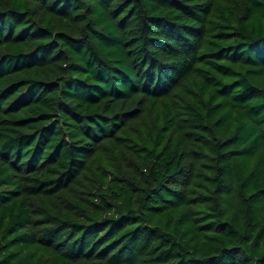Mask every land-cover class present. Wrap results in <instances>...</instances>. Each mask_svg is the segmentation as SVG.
Masks as SVG:
<instances>
[{
  "label": "trees",
  "instance_id": "1",
  "mask_svg": "<svg viewBox=\"0 0 264 264\" xmlns=\"http://www.w3.org/2000/svg\"><path fill=\"white\" fill-rule=\"evenodd\" d=\"M0 264H264V0H0Z\"/></svg>",
  "mask_w": 264,
  "mask_h": 264
}]
</instances>
